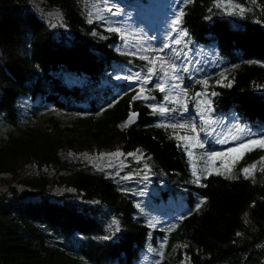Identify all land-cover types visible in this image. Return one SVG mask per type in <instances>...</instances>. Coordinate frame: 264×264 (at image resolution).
Masks as SVG:
<instances>
[{"label":"trees","instance_id":"obj_1","mask_svg":"<svg viewBox=\"0 0 264 264\" xmlns=\"http://www.w3.org/2000/svg\"><path fill=\"white\" fill-rule=\"evenodd\" d=\"M173 5L174 62L211 47L217 65L180 73L168 101L153 80L122 78L148 63L72 0H0V264H264V150L195 182L168 121L206 93L264 141V0ZM114 151L120 162L85 158Z\"/></svg>","mask_w":264,"mask_h":264},{"label":"rangeland","instance_id":"obj_2","mask_svg":"<svg viewBox=\"0 0 264 264\" xmlns=\"http://www.w3.org/2000/svg\"><path fill=\"white\" fill-rule=\"evenodd\" d=\"M72 1L80 8L87 22H93L95 27L104 34H113L116 37L114 48L119 53L137 57L148 63L144 71L123 67L122 78L127 79L131 86L146 85L147 82L153 80L152 83L159 90V86L164 88L163 96L171 101L174 95L180 91V73L185 72L190 79L199 74H204L206 78L213 75L209 69L212 65L217 64L214 60L215 51L211 47H198L190 58L185 59L181 55L174 62L176 41H180L174 28L176 22L173 15L174 0ZM39 8L42 7L39 6ZM48 14L49 18L58 17L56 12ZM179 64L180 67H178ZM172 65L175 67L173 68ZM148 69H152V73H149ZM137 73L140 74L139 77H137ZM219 83L228 86L231 81L228 77H220ZM195 98L196 105L189 110L185 119L168 120L174 122L173 127H170L173 128V135L187 157L195 182L209 171L226 173L246 152L255 149L264 150L258 146L261 141L256 138L257 131L236 123L233 117L216 116L212 101L206 93H197ZM153 101L155 102V100ZM154 106L166 109L161 102ZM27 119L19 121V126L37 125L38 123L37 119L35 121ZM208 142L212 146H218V152L200 151ZM74 157L71 155L70 159ZM85 158L91 162L101 159L100 163L107 165L121 160L120 154L116 151L97 157L86 155ZM32 172V170L26 169L21 175H18V178L29 176ZM137 264H143V261Z\"/></svg>","mask_w":264,"mask_h":264},{"label":"snow or ice","instance_id":"obj_3","mask_svg":"<svg viewBox=\"0 0 264 264\" xmlns=\"http://www.w3.org/2000/svg\"><path fill=\"white\" fill-rule=\"evenodd\" d=\"M237 7H239V5H237ZM241 10H243V9H241ZM179 19H180V18L177 17V19H176V23H179ZM110 30H111V29H110ZM176 43H179V41L177 40ZM150 62H151V61H150ZM172 67L174 68L175 66L172 65ZM148 71H149V73H152V69H148ZM136 75H137V77H139L140 74L137 73ZM159 87H160V91H164V88H163L162 86H159ZM166 111H167L166 109H160V113H161V114H164ZM134 115H135V113L132 114V116H134ZM132 116L129 117V121H132ZM122 126H126V125H122ZM253 143H254V142H253ZM201 146H202V145H201ZM258 146L264 148V141H261V142L259 143ZM261 160H264V157H261ZM255 168H256V165L253 164V165H250V166H248V167H245V168L241 169V171H243L245 174H249L250 169H253V170H254Z\"/></svg>","mask_w":264,"mask_h":264}]
</instances>
